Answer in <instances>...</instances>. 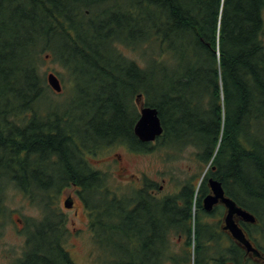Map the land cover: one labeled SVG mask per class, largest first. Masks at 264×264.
<instances>
[{
  "label": "trees",
  "instance_id": "1",
  "mask_svg": "<svg viewBox=\"0 0 264 264\" xmlns=\"http://www.w3.org/2000/svg\"><path fill=\"white\" fill-rule=\"evenodd\" d=\"M263 33L264 0H0V222L11 186L40 195L45 212L27 222L13 264H77L60 214L50 212L64 187V179L49 182L50 169H72L79 179L80 154L142 147L134 133L139 94L159 111L157 145L174 154L192 148L206 176L256 216L249 236L264 253ZM46 57L75 85L68 110L41 105L57 101ZM103 191L100 230L121 239L113 248L123 256L99 264H149L131 246L127 208L117 211L127 195H116L106 173ZM205 234L197 229L199 245L173 264H208ZM245 258L235 247L214 248L215 264H259Z\"/></svg>",
  "mask_w": 264,
  "mask_h": 264
},
{
  "label": "flooded vegetation",
  "instance_id": "2",
  "mask_svg": "<svg viewBox=\"0 0 264 264\" xmlns=\"http://www.w3.org/2000/svg\"><path fill=\"white\" fill-rule=\"evenodd\" d=\"M156 141L157 139L155 141H143L136 136V142L142 145V147L128 146V149L133 156L147 155L152 152V145ZM94 153L96 152H86L79 155L82 159L80 163L81 171L76 172H78L81 178L72 179L73 175L67 172V170L72 169L68 168L65 174H60L58 170L51 167L48 180L54 183L64 179L62 191L60 190L59 195L52 197H60L62 195L65 207L68 210H73L75 217L83 215L84 212L83 222L85 221V227L80 228V231L90 232L95 239L96 232H99L102 228L99 224L98 214L101 206L100 201L104 192L103 181L105 173L101 170V167L90 163L89 157H92V154L95 155ZM22 157L25 160V152L22 153ZM127 170V167L123 164L117 166L118 175L122 177L127 174ZM207 172L208 169L203 177L198 178L197 182H194L196 177L194 174L189 175L185 181L180 180V177L176 173H173L172 169L170 171H167V169L165 171L159 170L160 179L153 178L147 172H143L140 175L133 173L130 176V190L128 194L120 195L115 190L119 198L127 195V200L119 203L117 211H120L119 209L122 207L127 208L131 246L135 251L138 250L139 253L143 250L145 260L149 264H173L175 261L183 258L185 252L191 251L199 245L196 237L197 229L205 232V236H208H206L205 243L201 245L203 248L208 247L204 255L205 259L203 258L204 261H208V264L216 263V259H213V256L214 248L218 242L223 248L235 247L240 249L248 261L264 264L263 251L259 249L255 241L249 236V224H255L256 222H248L237 213L233 215L235 224L244 232L245 236L260 252L261 256L255 255L253 251L248 252L244 247V243L233 236L232 231L227 227L229 209L222 198L218 199L209 208L206 199L208 196L214 195L210 182L212 179L217 178L207 177ZM24 176L23 169V180ZM203 181L206 185H202ZM90 185L95 186L89 189ZM222 186L225 191V197L235 201L228 194L223 183ZM193 190H195V194ZM65 193L67 194L66 197ZM236 204L242 207L237 202ZM61 213L59 214L64 215L66 212L61 211ZM64 221L65 219L63 223H65ZM77 230L78 228L75 231ZM217 233L220 235L218 242ZM137 256L136 254L135 257ZM72 260L79 264L74 257ZM226 263L234 264L231 261H227Z\"/></svg>",
  "mask_w": 264,
  "mask_h": 264
},
{
  "label": "rangeland",
  "instance_id": "3",
  "mask_svg": "<svg viewBox=\"0 0 264 264\" xmlns=\"http://www.w3.org/2000/svg\"><path fill=\"white\" fill-rule=\"evenodd\" d=\"M127 53L131 56L133 55L128 51ZM42 69L46 72V76L50 72L56 73L61 80L63 89L61 92H53V97L57 100L56 102L44 100L41 105L45 108H58L61 110L72 108V102L69 98L73 94L75 85L71 87L70 75L66 69L57 60L50 57L45 58ZM76 77L83 79L80 75ZM157 144L155 142L154 146ZM94 154H92V157H89L90 163L101 167V170L109 177L111 188L117 190L120 195L129 193V181L133 173L140 175L143 172H147L153 178L160 179L159 170L165 171L167 169V171H170L172 169L173 173H176L180 177V180L185 181L189 175L194 174L196 175L194 182H197L198 178L203 177L207 170H203L202 166L193 160L192 148L180 154H174L171 152L167 153L157 145L150 154L133 156L128 146L117 144L107 149L99 150ZM120 164H123L128 169L127 174L123 177L118 175L117 171V166ZM38 191L37 189L36 192ZM5 195L4 206L8 214L0 222V264H13L24 252L28 237L27 222L29 220L38 222L44 218L45 212L40 195L33 200L23 191L12 186L6 190ZM66 196L67 194L65 193ZM51 207L50 212H52L53 208L56 214L61 213V211L66 212L64 215H60L62 220L65 219V223L63 224L64 232L66 233L65 243L79 264H99L103 260L104 262L110 260L107 256L112 255V253L117 255V257L123 256L119 248L115 250L113 248V245L123 243L116 234L110 237L109 235H103V232L100 230L98 239L95 238L96 242L90 232L80 231V228L85 227V221L83 222L84 212L83 215L75 217L74 211L68 210L65 207L62 195L52 199ZM77 228L78 230L75 231ZM111 238H113L112 243H110Z\"/></svg>",
  "mask_w": 264,
  "mask_h": 264
},
{
  "label": "water",
  "instance_id": "4",
  "mask_svg": "<svg viewBox=\"0 0 264 264\" xmlns=\"http://www.w3.org/2000/svg\"><path fill=\"white\" fill-rule=\"evenodd\" d=\"M47 81L55 92L62 91L63 86L56 73H48ZM136 103L140 107V116L135 123L134 132L136 136L143 141H155L164 132L159 111L156 107L146 105L141 94L136 97ZM210 184L214 195L208 196L206 199V202L209 204V208L212 204L217 202L218 199L222 198L229 209L227 227L232 231L233 236L244 243V247L248 252L253 251L255 255L261 256L260 252L253 246L251 241L245 236L244 232L233 221V215L235 213L239 214L244 220L251 223H255L257 221L256 216L249 210L239 207L234 200L225 197V191L220 180L212 179Z\"/></svg>",
  "mask_w": 264,
  "mask_h": 264
}]
</instances>
